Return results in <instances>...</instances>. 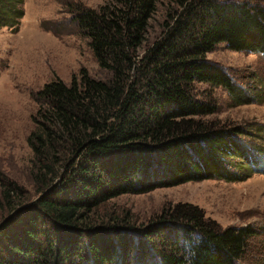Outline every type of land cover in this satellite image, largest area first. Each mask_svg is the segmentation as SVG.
<instances>
[{
  "label": "trees",
  "instance_id": "16d2710c",
  "mask_svg": "<svg viewBox=\"0 0 264 264\" xmlns=\"http://www.w3.org/2000/svg\"><path fill=\"white\" fill-rule=\"evenodd\" d=\"M23 4L0 0V29L19 30ZM159 4H67L109 77L82 70L70 84L57 79L36 95L28 143L38 196L25 203L22 188L7 180L3 202L20 203L0 225V264H245L259 231L223 228L193 205L142 227L96 216L122 195L264 174V150L245 139L260 138L264 126L214 118L217 105L200 100L198 89L220 87L238 106L258 102L208 55L220 44L264 55V1L170 0L148 42Z\"/></svg>",
  "mask_w": 264,
  "mask_h": 264
},
{
  "label": "rangeland",
  "instance_id": "374dc122",
  "mask_svg": "<svg viewBox=\"0 0 264 264\" xmlns=\"http://www.w3.org/2000/svg\"><path fill=\"white\" fill-rule=\"evenodd\" d=\"M107 1L24 0V18L19 30L0 29V174L4 176L0 179V225L13 215L11 206L17 208L20 203L15 200L8 206L3 202L7 180L22 188L25 203L38 196L32 180L33 152L28 143L40 108L36 101L38 92L57 79L70 84L74 78H80L82 70L96 79L109 77L100 68L90 40L74 23L77 9L72 12L67 4L81 3L98 9ZM169 3L170 0H160L150 24L148 42H153L160 32ZM208 58L228 69L245 93L258 99L257 103L238 106L226 90L198 85L200 100H211L217 105L214 118L249 130L264 126V55L236 52L220 44ZM245 137L250 146L264 150V134L260 138ZM178 205L199 207L223 228L252 226L257 229L259 234L249 241L245 264H264L263 173L244 175L242 181L212 179L122 195L102 205L96 216L105 224L110 218H119L142 227Z\"/></svg>",
  "mask_w": 264,
  "mask_h": 264
}]
</instances>
